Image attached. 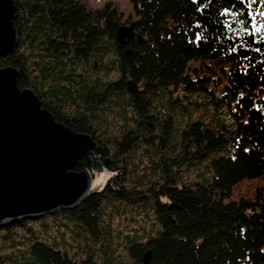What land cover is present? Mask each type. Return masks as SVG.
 Wrapping results in <instances>:
<instances>
[{
	"label": "trees",
	"instance_id": "obj_1",
	"mask_svg": "<svg viewBox=\"0 0 264 264\" xmlns=\"http://www.w3.org/2000/svg\"><path fill=\"white\" fill-rule=\"evenodd\" d=\"M130 2L135 36L121 46L122 14L111 2L92 9L80 0H15L19 40L0 65L17 67L18 86L31 87L57 121L90 134L110 170L128 171L149 150L170 154L176 168L210 159L213 176L205 183L163 176L137 190L114 184V174L73 208L54 212L93 245L104 238L101 261L43 241L26 246L25 231L37 220L30 219L0 229V264H144L147 251L146 264H264L263 188L232 198L239 182L264 178V0ZM171 88L206 105L196 101L200 113L188 110L185 119L187 111L171 105ZM228 148L233 154L223 155ZM90 166L83 157L76 169L92 175ZM151 197L157 234L110 245L113 201Z\"/></svg>",
	"mask_w": 264,
	"mask_h": 264
},
{
	"label": "water",
	"instance_id": "obj_2",
	"mask_svg": "<svg viewBox=\"0 0 264 264\" xmlns=\"http://www.w3.org/2000/svg\"><path fill=\"white\" fill-rule=\"evenodd\" d=\"M16 16L15 0H0V60L18 43ZM134 36V23L116 32L121 46ZM18 78L17 67L0 65V229L76 206L91 190L93 175L76 169L81 158L90 160L91 171L110 169L90 134L57 121L31 87L18 86ZM149 258L147 251L144 264Z\"/></svg>",
	"mask_w": 264,
	"mask_h": 264
},
{
	"label": "rangeland",
	"instance_id": "obj_3",
	"mask_svg": "<svg viewBox=\"0 0 264 264\" xmlns=\"http://www.w3.org/2000/svg\"><path fill=\"white\" fill-rule=\"evenodd\" d=\"M80 1L92 9L101 8L106 2H111L115 5L117 11L122 14L121 25H130L131 23H135L136 17L133 14L130 0ZM170 92L171 95L170 93L169 95L172 102L171 105H177L178 103L182 106V108H179L180 110L187 111L184 116L185 119L186 116H188L187 114H189L188 110L192 111L194 115H198L200 113L197 108L193 107L195 105L197 107V103L195 104L196 101L201 100L202 102H200L202 105H206V102L203 99L196 100L195 96L191 98L189 97L190 102H185L184 99L187 96H185V93L181 90V88H177L175 90H172L171 88ZM193 98H195V100H192ZM177 128H179V124L177 121H174L172 131H177ZM145 152L146 155L140 154V157L132 159L133 163H128V171L122 172L121 168L116 170L103 168L101 171H93L92 180L97 179V183H93L92 181L91 189H101L106 181L114 174H117L119 177L118 179L115 177V184L118 185L122 181H125L129 188L137 190L146 189L148 185H151L154 182L162 181L163 176L164 178L173 179L177 182L186 183H205L211 180L213 176V168L210 159H204L192 164H187V162L184 161L177 164L178 168H176V165L171 164L168 159V157H171L170 154H160L158 151H155L157 154H153L149 150H145ZM221 153L223 155L233 154L231 148L225 149ZM163 158L167 159V164ZM258 187H262V192H264V178L255 177L252 179H245L233 188L232 198L237 199L240 196L252 198L254 197L253 195L257 193L256 189ZM136 203L122 202L119 200L113 201V205L109 210V212H111L113 230V237L110 245H127L129 240L144 242L151 236H155L157 234L159 225L154 217L153 197L150 198V201H139ZM74 231H79L81 236H76ZM20 233L22 232L20 231ZM73 234L76 239L70 238ZM85 235L86 231L72 224L69 219H66L63 216L62 212L58 211L54 214H48L38 218L35 221H30L28 224V230L25 231V236H23V238L26 239V246L30 245L31 241L38 240L62 251H66L70 256H72V258L74 257L73 254L81 257L90 254L97 262L101 261L104 254L99 250V247L100 245L107 244V242L104 241V238H101L102 242L99 241V246L93 245V241L89 238H85ZM17 238L21 239L20 237ZM76 240L83 242L78 243ZM20 245L22 246L23 244ZM2 251L3 250H0V253H4Z\"/></svg>",
	"mask_w": 264,
	"mask_h": 264
},
{
	"label": "bare ground",
	"instance_id": "obj_4",
	"mask_svg": "<svg viewBox=\"0 0 264 264\" xmlns=\"http://www.w3.org/2000/svg\"><path fill=\"white\" fill-rule=\"evenodd\" d=\"M92 181H93V183H97V179H93Z\"/></svg>",
	"mask_w": 264,
	"mask_h": 264
},
{
	"label": "flooded vegetation",
	"instance_id": "obj_5",
	"mask_svg": "<svg viewBox=\"0 0 264 264\" xmlns=\"http://www.w3.org/2000/svg\"><path fill=\"white\" fill-rule=\"evenodd\" d=\"M117 177V176H116Z\"/></svg>",
	"mask_w": 264,
	"mask_h": 264
}]
</instances>
